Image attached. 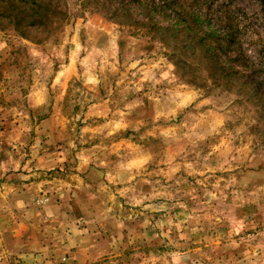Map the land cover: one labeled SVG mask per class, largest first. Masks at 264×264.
<instances>
[{
    "label": "rangeland",
    "instance_id": "1",
    "mask_svg": "<svg viewBox=\"0 0 264 264\" xmlns=\"http://www.w3.org/2000/svg\"><path fill=\"white\" fill-rule=\"evenodd\" d=\"M42 1L0 18V264H264L258 0ZM184 10L239 25L246 78Z\"/></svg>",
    "mask_w": 264,
    "mask_h": 264
},
{
    "label": "trees",
    "instance_id": "2",
    "mask_svg": "<svg viewBox=\"0 0 264 264\" xmlns=\"http://www.w3.org/2000/svg\"><path fill=\"white\" fill-rule=\"evenodd\" d=\"M12 0H0V8H4L0 13V18H9L15 27H20L25 17H21V5L26 9L29 1L36 6L34 10L41 13L42 19H47L43 7L45 6L42 0H20V4L14 7ZM14 1V0H13ZM127 3L137 4L138 8L145 9L146 5L143 0H125ZM204 3H210V0H203ZM155 0L153 1V3ZM168 1H166L167 3ZM260 6L264 9V0H258ZM175 3V2H174ZM11 5V8H10ZM173 5V4H172ZM129 6H126V12ZM164 8V7H163ZM165 9V8H164ZM152 10L157 11L158 7L153 5ZM154 15L156 12L149 11L148 13ZM200 10H187L181 11V16H185L184 22L190 23L181 29V32H191L192 41L186 46L197 50H202L204 57L201 58L202 63L214 62L218 65V71L221 75L229 78L239 77L246 78V73L252 69L251 61L245 53L241 52L242 41L240 39L239 25H228L227 27L219 25L217 28L211 26V18L208 20L207 14L200 13ZM147 14V13H146ZM148 15V14H147ZM180 16V15H179ZM32 26V25H31ZM173 29L167 30L168 32ZM194 44V45H193ZM264 47V45H263ZM264 59V51L262 54ZM216 65V66H217ZM262 85V83H259Z\"/></svg>",
    "mask_w": 264,
    "mask_h": 264
}]
</instances>
